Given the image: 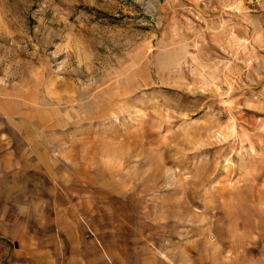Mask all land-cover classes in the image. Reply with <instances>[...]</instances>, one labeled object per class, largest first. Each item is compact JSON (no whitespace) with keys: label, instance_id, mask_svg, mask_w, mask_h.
Listing matches in <instances>:
<instances>
[{"label":"rangeland","instance_id":"1","mask_svg":"<svg viewBox=\"0 0 264 264\" xmlns=\"http://www.w3.org/2000/svg\"><path fill=\"white\" fill-rule=\"evenodd\" d=\"M46 258L264 264V0H0V264Z\"/></svg>","mask_w":264,"mask_h":264},{"label":"crops","instance_id":"2","mask_svg":"<svg viewBox=\"0 0 264 264\" xmlns=\"http://www.w3.org/2000/svg\"><path fill=\"white\" fill-rule=\"evenodd\" d=\"M46 260V261H45ZM43 262L44 263H42L41 261H40V259H36V260H34V259H32L31 260V263L30 264H32V263H35V264H59V261L57 260H53V258H46V259H44L43 260Z\"/></svg>","mask_w":264,"mask_h":264}]
</instances>
